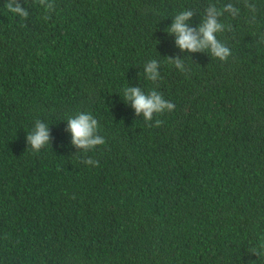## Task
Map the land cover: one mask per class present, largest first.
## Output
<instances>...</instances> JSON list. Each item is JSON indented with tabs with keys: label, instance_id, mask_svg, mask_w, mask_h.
Listing matches in <instances>:
<instances>
[{
	"label": "trees",
	"instance_id": "obj_1",
	"mask_svg": "<svg viewBox=\"0 0 264 264\" xmlns=\"http://www.w3.org/2000/svg\"><path fill=\"white\" fill-rule=\"evenodd\" d=\"M6 3L0 264H264V0H20L27 19ZM210 4L240 9L220 18L227 61L164 31L184 10L197 27ZM128 86L175 107L146 122ZM80 112L106 141L88 152L66 130ZM37 120L51 136L39 152L26 142Z\"/></svg>",
	"mask_w": 264,
	"mask_h": 264
},
{
	"label": "clouds",
	"instance_id": "obj_2",
	"mask_svg": "<svg viewBox=\"0 0 264 264\" xmlns=\"http://www.w3.org/2000/svg\"><path fill=\"white\" fill-rule=\"evenodd\" d=\"M39 3L44 5L45 0H39ZM5 7L24 19L29 16L28 10L20 3V0H7ZM246 7L252 14L257 11L254 4L246 5ZM45 8L52 11L54 4L50 2L45 5ZM226 12L236 16L240 13V9L232 4H227L223 9H218L215 5L210 4L202 22L197 27L190 26L194 16L193 10H184L174 16L173 23L164 31L175 37L176 46L183 52H209L213 57L227 61L232 55L231 49L217 37L218 33H223L226 29L225 23L220 20ZM167 59L182 73L188 71L185 68V61L179 57ZM159 67L160 65L156 60H151L145 64L144 72L149 80L156 82L160 79ZM123 100L135 109L137 116L143 114L146 122H151L154 114L170 112L175 107L173 103L165 100L159 92L152 90L145 93L141 87H126L123 91ZM66 122L68 125L66 130L71 133V144L77 149L88 152L96 146L106 143L105 139L98 134V120L91 113L80 112L74 117H69ZM161 124V120H156L155 126L159 127ZM149 126H152L151 123ZM26 142L33 151L39 152L51 143L50 127L37 120L33 131L27 134ZM83 162L92 166L99 164L98 161L90 158ZM252 252L255 255L258 254L256 249H253Z\"/></svg>",
	"mask_w": 264,
	"mask_h": 264
}]
</instances>
